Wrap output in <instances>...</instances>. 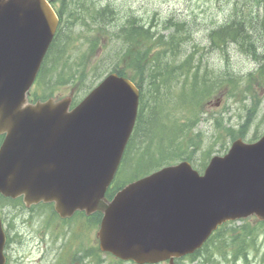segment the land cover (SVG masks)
<instances>
[{"label": "water", "instance_id": "obj_1", "mask_svg": "<svg viewBox=\"0 0 264 264\" xmlns=\"http://www.w3.org/2000/svg\"><path fill=\"white\" fill-rule=\"evenodd\" d=\"M57 24L45 0H0L3 195H24L27 206L54 202L62 218L101 211V249L138 262L193 253L227 220H264V137L253 145L237 140L204 176L183 162L129 184L109 202L105 192L136 120L138 91L113 74L71 112L70 99L22 111ZM3 245L0 229V264Z\"/></svg>", "mask_w": 264, "mask_h": 264}, {"label": "rangeland", "instance_id": "obj_2", "mask_svg": "<svg viewBox=\"0 0 264 264\" xmlns=\"http://www.w3.org/2000/svg\"><path fill=\"white\" fill-rule=\"evenodd\" d=\"M229 4L225 0H73L72 8H75L80 13H84L85 10L83 8L88 7L91 9L94 7V14H96L97 10L101 7L109 6L116 11L115 15L109 14L107 17L109 20H113L115 16L116 21L110 27L111 30H115L116 32L122 27L119 23L124 22L126 20L125 16L129 15V6L140 18L148 21L152 19V21L157 23L163 22L170 15L178 19L193 17L196 20L195 44L200 49L196 54V60L202 59L204 65L208 64L211 66L210 68L214 70L216 76L225 69H228L236 76H242L256 70L259 65H256L251 57L243 54L237 45H232L227 49L225 52L226 57H223L219 51H213L208 47L209 33L228 19ZM69 8L71 10V4H69ZM118 20L117 26L116 22ZM89 21L92 22L91 19ZM70 35L74 38L67 49V53L71 55L69 58L70 65L87 61L90 68H94L92 64H100L101 70L110 71L114 68L113 64L119 44L113 43L108 47V43H106L105 47H100L94 51L93 59L88 61L87 55L91 47L90 38L92 33L89 32L86 26L81 24L76 25ZM187 49L189 51L193 50L192 47ZM262 51H264V48ZM95 81L94 76L90 75L87 78L86 85L83 88L82 85L77 86V88L84 91L86 86L96 84ZM167 86H171V88L175 86L177 88L164 92L165 97H171L172 102L168 105L169 98L166 102V108L167 112L171 113V116L175 120L190 124L188 122L195 119L196 113L200 114L198 123L194 127H190L192 128L191 133L193 137L198 134L201 136L202 149L197 150L195 154L198 162L202 163L204 161L205 156L203 151H206L211 146L215 145L212 156H223L228 152L232 143L231 138L226 140L225 147L221 144L222 139L225 138L226 129L237 130L245 122L249 109L257 101H259L258 108L245 140L249 141L254 136H258V138L264 136V85L260 86L257 81L248 83L247 79L242 78L238 87L233 91L228 92L227 95L215 93V96L204 100L199 107L193 105L176 107V100L182 101L181 97H179L181 93L178 90L180 89L179 85L167 84ZM72 88V86L56 87L53 91L57 97L61 98L70 95ZM34 90L36 91L37 89L34 88ZM150 90L151 88L147 87L149 99L151 93L149 94L148 91ZM246 90H249V93ZM73 91L75 93V88ZM49 93L47 90L44 92L40 90L38 94L42 96V94L48 95ZM82 97L83 93H80L78 98ZM148 112L146 110V117ZM165 115V112H161L162 118ZM161 117L158 115L156 118L157 120H161ZM159 125L164 126L158 130L156 129L154 135L157 138L162 137L163 139L170 137L171 144H174V139L170 136L171 131L169 126L171 122L161 120ZM203 163H206V161ZM129 178V172H122L118 176V179L123 183L128 182ZM5 211L9 212L11 218L14 219L15 226L13 237L16 239V242L13 243L11 250V264H66V257L70 256L72 248L75 256H78V254L76 255V251L82 245L85 238H88V241L84 242L83 245L88 246L89 251L94 247L97 248V229H89L84 218L77 217L71 223L66 224L55 217L52 222L48 208L26 210L22 209V207H9ZM258 224L259 220L256 217H249L245 220L235 221L234 224L229 226V228L237 229L235 234L239 233L244 226L249 227V229L257 228L256 235L247 238V260L240 256L234 261L233 251L237 245L222 251L227 254L225 259L217 247L210 244L208 252L203 251L195 260H191V258L183 259L180 264H264V226H259ZM230 236H232V233L226 234L228 242H231ZM54 239L56 240V244L52 241ZM47 249H49V253L46 255ZM99 257L104 260L105 264H112V260L107 259L105 254L99 252ZM92 261V257H83L82 260L77 261L74 259L69 264H92Z\"/></svg>", "mask_w": 264, "mask_h": 264}, {"label": "trees", "instance_id": "obj_3", "mask_svg": "<svg viewBox=\"0 0 264 264\" xmlns=\"http://www.w3.org/2000/svg\"><path fill=\"white\" fill-rule=\"evenodd\" d=\"M261 1L235 0L230 3L228 19L221 27L219 26L214 31L212 30L208 35L209 46L212 47L211 50H218L223 53V57H226L225 52L228 46L237 45L243 54L251 57L257 63H261L262 66L259 69L258 77L254 73L248 75L249 83L258 81V78L264 81V55H261L263 54L261 48L264 47V14H260L261 8L259 6ZM64 4L65 0H62V6ZM86 12L92 23L97 26L99 32L107 29V26H109L107 8L98 11L96 14H91L92 11L89 9ZM62 13L63 11L60 9L59 14L61 17ZM71 16L74 15L72 14ZM75 19L68 17L65 20L62 18L61 21L62 23H71L75 22ZM79 20L85 23L84 18H79ZM127 21L119 34L121 42L127 46V51L119 62L123 63L122 67L119 66L115 71L138 82L143 93L142 98H144V86H150L152 89L150 102H153L152 107L146 103L142 104L137 125L129 145L130 154L134 152L133 159L135 162L131 176L137 178L161 168L166 162L173 159L184 158L193 161L197 150L201 148L200 134L193 137L191 133L192 128L190 127L194 122L184 124L178 120L173 121L174 127L171 131L173 133L171 137L174 139V144H171L170 139L167 143L162 137L157 138L154 135L156 129L158 130L165 125H159L160 121H166L169 117V115H166L165 119L157 120L156 110L160 108L163 96L165 97V91H162V89H169L170 87L167 84L170 81L176 80L177 83L182 84V89L188 87L198 107L216 92L220 93L222 89L227 92L225 87L231 86V91H233L240 82L237 83L239 77L228 69L222 70L216 76L214 70L210 68L211 66L208 64L204 65L202 59L196 60V54L200 49L195 42H192L195 33V19L176 20L168 18L162 23H153L140 18L129 6V19ZM157 25L162 26V32L168 31V34H163L159 29H156ZM66 38H68L67 43L64 42V44L60 45L61 33H58L51 46V53L55 52L61 55L53 61L56 63V68L49 69L51 74L57 71L51 77L59 85L69 84L73 80V83H83L88 75L87 63L82 61L79 64L70 65L69 56L64 60L61 58L66 53V47L72 40L70 36ZM189 47H192L193 50L189 51L187 49ZM92 51L90 49V52ZM176 61L179 62L176 64ZM57 64H63V66L59 67ZM96 70L97 68L91 72L98 75ZM148 79H150L149 83ZM246 91L249 92V90ZM145 107L150 108L149 112L152 114L148 118L146 117ZM257 108L258 101L254 102L249 109L245 122L238 130L226 129L225 138L221 141L222 146L225 145L228 138L234 140L238 137H246ZM212 151L213 146L203 151L205 157L209 158L212 155ZM205 165L203 164L202 167ZM119 189V187L113 188L108 195L112 196ZM100 218V215L96 214L92 220L99 222Z\"/></svg>", "mask_w": 264, "mask_h": 264}, {"label": "bare ground", "instance_id": "obj_4", "mask_svg": "<svg viewBox=\"0 0 264 264\" xmlns=\"http://www.w3.org/2000/svg\"><path fill=\"white\" fill-rule=\"evenodd\" d=\"M263 14H264V13H263ZM256 18H257V17H256ZM253 21H254V20H253ZM263 22H264V21H263ZM259 23H260V22H259ZM230 24H231V23H230ZM263 25H264V24H263ZM220 27H221V26H220ZM218 28H219V27H218ZM212 30H213V29H212ZM213 31H214V30H213ZM219 31H220V30H219ZM212 33H213V32H212ZM206 40H207V39H206ZM209 42H210V41H209ZM225 48H226V47H225ZM228 48H230V46H228L227 49H228ZM216 51H218V50H216ZM221 52H222V50H221ZM222 54H223V53H222ZM225 54H226V53H225ZM199 62H200V60H199Z\"/></svg>", "mask_w": 264, "mask_h": 264}]
</instances>
